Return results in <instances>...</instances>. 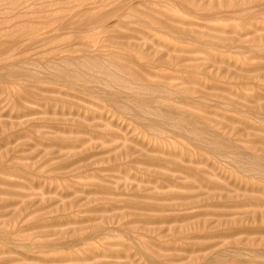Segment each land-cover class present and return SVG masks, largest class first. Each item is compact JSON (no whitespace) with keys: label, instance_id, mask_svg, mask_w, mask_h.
<instances>
[{"label":"rangeland","instance_id":"rangeland-1","mask_svg":"<svg viewBox=\"0 0 264 264\" xmlns=\"http://www.w3.org/2000/svg\"><path fill=\"white\" fill-rule=\"evenodd\" d=\"M0 264H264V0H0Z\"/></svg>","mask_w":264,"mask_h":264},{"label":"bare ground","instance_id":"bare-ground-1","mask_svg":"<svg viewBox=\"0 0 264 264\" xmlns=\"http://www.w3.org/2000/svg\"><path fill=\"white\" fill-rule=\"evenodd\" d=\"M32 37V36H31ZM31 37H30V39H31ZM36 37V36H35ZM39 37V36H38ZM37 38V37H36ZM32 40V39H31ZM3 53V52H2Z\"/></svg>","mask_w":264,"mask_h":264}]
</instances>
